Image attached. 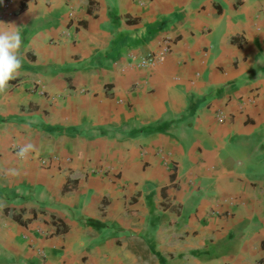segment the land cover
<instances>
[{"label":"crops","instance_id":"crops-1","mask_svg":"<svg viewBox=\"0 0 264 264\" xmlns=\"http://www.w3.org/2000/svg\"><path fill=\"white\" fill-rule=\"evenodd\" d=\"M0 29V264H264V0H0Z\"/></svg>","mask_w":264,"mask_h":264},{"label":"clouds","instance_id":"clouds-1","mask_svg":"<svg viewBox=\"0 0 264 264\" xmlns=\"http://www.w3.org/2000/svg\"><path fill=\"white\" fill-rule=\"evenodd\" d=\"M22 37L18 30L0 29V93H5L9 82L16 79L22 66L20 55ZM39 149L31 142L18 146L15 157L18 161H27L33 154L38 155ZM7 174L19 175V169H7Z\"/></svg>","mask_w":264,"mask_h":264},{"label":"built area","instance_id":"built-area-1","mask_svg":"<svg viewBox=\"0 0 264 264\" xmlns=\"http://www.w3.org/2000/svg\"><path fill=\"white\" fill-rule=\"evenodd\" d=\"M4 6H7V2L4 3ZM69 16H71V12L68 13ZM169 51V40L167 38L162 39V41L159 43L158 48L155 51L148 52L142 56H139L135 58L134 64L138 67H153L157 65L164 57V55ZM264 94V93H263ZM216 120L221 121L223 118V114L220 111H217ZM15 151H18V148L15 149ZM39 163L41 165H48L52 162H59L63 161L67 163L69 161V157H62L58 154L52 153L46 157H41L38 159Z\"/></svg>","mask_w":264,"mask_h":264}]
</instances>
